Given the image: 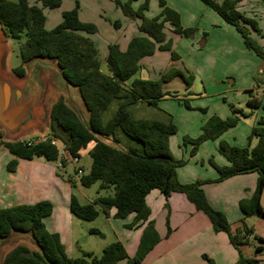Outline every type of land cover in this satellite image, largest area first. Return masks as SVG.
<instances>
[{
	"label": "trees",
	"instance_id": "trees-1",
	"mask_svg": "<svg viewBox=\"0 0 264 264\" xmlns=\"http://www.w3.org/2000/svg\"><path fill=\"white\" fill-rule=\"evenodd\" d=\"M201 1L236 28L249 50L264 58L263 47L252 37V32L261 35L262 31L256 20L239 12L240 0ZM62 2L63 0H0V28L8 39L19 44L21 63L13 71L23 77L27 61L37 57L55 60L64 79L79 89L89 112L88 120H83L81 114L61 97L53 105L50 114V133L62 142L72 157L80 159V151L94 143L88 152L92 160L90 169L84 171L80 168V184L91 188L98 183L100 191H113L112 195L99 196L88 204H81L72 194L70 210L73 216L82 221H94L99 216L100 207L104 213L115 209V218L118 219L135 214L132 227L146 222L148 225L143 230L139 250L133 258L128 256L120 241L107 245L100 258L90 253L73 258L67 254L60 235L49 232L44 223L53 213L54 206L51 202L41 201L0 209V237H8L12 233L31 234L37 246L34 251L22 245L16 247L7 254L3 264H118L123 260H127V264H141L161 240L153 222H150L151 210L146 202L153 190H159L167 198L172 193L185 194L196 209L208 217L215 233H227L236 247L242 244V233L237 231L233 234L226 216L214 210L208 202L201 188L202 181L192 184L179 182L176 170L185 162L175 160L170 151V137L177 132L174 122L135 119L129 112L130 105L140 102L156 107L164 97L163 83L178 76L179 73L174 70L158 81L134 79L130 85L127 84L140 69V61L144 57L152 56L158 48L160 51L168 48L161 45L165 41L166 23L174 26L180 34L187 33L181 27L180 14L168 8L164 0H159V5L163 8L161 14L148 19L143 12L147 5L134 10L132 0H114L126 17L141 18L139 31L146 36L134 37L125 52L117 44L109 45L106 59L108 73H105L95 42L80 34H94L97 28L94 24L80 21L78 0L72 10L63 13V20L59 25L51 31L45 28L47 18L44 9H58ZM116 100H121V104L115 115L104 122L105 112ZM248 105L257 108L260 103L252 99L248 101ZM237 122L238 118L234 117L227 120L211 118L199 139L190 140L196 145L193 153L201 142L219 138ZM120 132L139 142L141 149L125 150L120 147ZM253 138L257 139V144L252 148H236L221 142L219 151L230 165L216 167L219 172L217 181L257 173L255 192L251 198L241 200L239 207L245 217L264 218V207L261 205L264 190V118L252 129L249 140ZM0 148L7 149L20 159L44 158L48 162L60 161L63 168L66 166L60 149L50 142L28 146L27 141H4ZM17 164L16 160L11 161L8 170L15 171ZM70 182L73 189L76 188V181L71 178ZM247 232L249 231L246 230ZM91 233L99 232L92 230ZM258 241L264 244V239L258 238ZM254 263L243 258L239 261V264Z\"/></svg>",
	"mask_w": 264,
	"mask_h": 264
},
{
	"label": "crops",
	"instance_id": "crops-1",
	"mask_svg": "<svg viewBox=\"0 0 264 264\" xmlns=\"http://www.w3.org/2000/svg\"><path fill=\"white\" fill-rule=\"evenodd\" d=\"M75 1L76 0H63L61 7L55 10L62 9L63 16L64 12L70 11L74 8ZM78 1L80 3V21L83 23L94 24L97 28V32L94 34H87L85 32H80V34L85 37H89L95 42L99 58L105 65L109 53V45L117 44L120 50L125 52L130 41L134 37L146 36L144 33L139 31L140 22H138V20L137 22L130 21V19L126 17L122 10L116 5L114 0ZM122 1L125 2V0ZM152 1L154 7L157 6L156 1ZM169 4L172 8L178 10L177 7L171 5V3ZM240 7L241 3L238 4V9H240ZM47 10L49 9H44L45 15ZM46 18L45 27L48 30H53L54 27L60 24L63 20V17H61L60 20L57 21L56 25L49 27V18L47 15ZM219 23L220 28L227 31L229 34H232L231 38L237 39L236 32L232 30V27L234 26L226 23L225 21L224 23ZM164 29L166 28L164 27ZM253 33L254 32H252V36ZM240 37L243 41L241 35ZM4 40L9 41L1 30L0 72L5 77H11L17 81L21 80L22 77H19L13 71L19 65L13 67L10 57L7 65L4 66L2 61V56L4 54ZM261 46L264 45L261 44ZM244 47L248 51L243 50L244 55L248 57V62L255 64V67L257 66V68L259 67L258 73L261 75V81H255L256 83H253L254 91L250 94V97L252 99H256L260 103V106L257 108H251L248 105V97L241 91L244 90V88L242 87L243 89H238L240 92L236 90L235 94L232 95L233 101L238 106L248 107L246 108L245 113H248L251 117L245 118V121L250 124H242L241 126L237 125L232 127V129H228L221 136L227 143L229 142L232 145L246 148V134H249V131H252V129L258 125L259 120L264 118V60L257 56L256 53L249 50L245 44ZM157 53L158 51L149 57H154ZM145 58L147 57H144L140 61V68L142 67V61ZM43 61L46 64H50L53 68L43 66L42 79L45 84V89L42 100L37 108V115L39 119L36 124L22 130L19 136H22L23 138H26L27 134H32L34 136L41 134V131L35 127L39 125L45 114L48 118L47 120L49 125L52 107L61 97H64L71 107L77 108L80 112H82V114H84V120H88L89 118V112L86 110L79 89L70 85L64 79L63 74L55 60L45 58ZM25 72H27L26 69ZM137 73L139 74V72ZM137 73L130 81L127 82L128 85L132 83L138 75ZM254 73H252V75ZM142 80L152 79L150 77L149 79ZM49 82H51V84ZM164 100L166 99H160L156 108L160 107L161 102ZM143 104L145 103L140 102L136 105L141 106ZM216 115V117L221 120H225L230 117V113L227 110H217ZM133 118L138 119L136 117ZM157 121L162 120L157 119ZM239 127H243V133L239 140L236 136H234L231 140L230 135H235ZM28 130L35 131L27 132ZM44 130H46L47 133H50L48 127ZM193 131L194 133L192 134V137L201 135L200 129L196 128ZM23 134H25L24 136L26 137H24ZM213 145L214 147L217 146V142H214L212 145L208 141L202 143L197 154L193 157L196 164L189 165V163H187L186 166L178 167L177 178L182 184H192L198 180L204 182V184L201 185V188L204 190L208 202L214 210L222 212L226 216L231 227V232L240 231L242 233V239L244 242L236 247L232 244L227 233H215L208 217L203 212L198 211L195 205L188 200L185 194L172 193L171 196L167 198L159 190H153L147 196L146 202L151 210L150 222H153L154 227L162 240L145 256L141 264H239L241 258L246 261L251 260L255 262L254 264H264V244L258 241V238L264 239V218L257 216L245 218L239 207L241 200L251 198L255 192L258 174L248 173L236 175L223 181H217L219 172L215 173L213 170H209V168L205 167V164L203 167L206 170V174H203L198 168L199 159L208 158L212 153H215ZM93 146L94 143H91L87 149L81 150L80 159L82 158V152L88 153ZM201 147L207 151L204 155L202 154L203 148ZM15 158L18 159L16 171H8V162L14 160ZM175 158L178 160V157ZM214 159L218 161V164L221 166L230 165L228 160L220 155H215ZM67 165L68 164H66L64 168L61 167L65 173L63 174L65 175L63 176V178L66 179L65 180L60 178L59 175L61 173L58 174V171L61 172V170H58L60 162L47 164L38 160L27 161L17 158L10 152L8 153L3 151L0 155V209H6L22 204L31 205L41 201H49L53 204L54 209L51 216L44 220L47 230L51 233H58L60 235L62 243L65 245L66 252L70 257H72L75 249H81L83 255L85 253H90L94 256L93 251H83L88 249H83L81 247L80 236L77 235L75 230L74 219L77 218L73 216L70 210L72 196V184L70 179L72 178L74 181L77 180L66 174ZM80 168L83 167H79V169ZM83 170L85 171L84 168ZM152 199L155 201L154 204L151 203ZM261 205L264 207V190L261 197ZM101 211L103 212V217H105L104 222L112 229L116 236L115 241L122 242L128 256L130 258L134 257V252L137 250L136 248L139 245L143 230L148 225L147 222L134 227L133 230L139 229L137 232L129 231L124 227L131 226L129 224H133L135 214L129 215L124 219H120L125 220L121 223L117 218H114L116 212L115 209H111L107 213H104V211L99 207V215ZM167 218L169 219L172 231L166 238L165 236L168 231L166 226ZM124 223L127 224L124 225ZM92 230L99 233H91ZM246 230L249 232L246 233ZM89 232L91 234H103L100 233L98 227H92ZM10 236L9 242L1 248L0 264H3L5 257L9 252L20 245L26 246L30 249V244L35 247L30 250H37V246L31 234L12 233ZM101 236L103 237V235ZM104 240H106L105 236ZM107 245L109 244L107 243L105 246L101 245L103 247L99 246L103 250ZM81 250L78 251L81 252ZM118 264H127V260L120 261Z\"/></svg>",
	"mask_w": 264,
	"mask_h": 264
},
{
	"label": "rangeland",
	"instance_id": "rangeland-1",
	"mask_svg": "<svg viewBox=\"0 0 264 264\" xmlns=\"http://www.w3.org/2000/svg\"><path fill=\"white\" fill-rule=\"evenodd\" d=\"M128 1L129 0H125V2ZM155 1L157 6L154 7L152 0H132V7L134 10H138L142 6L147 5L146 9L143 11L144 15L148 19H154L155 17L159 16L163 10V8L159 6V0ZM164 1L166 2V6L168 8L180 14L181 27L183 30L187 31V33L180 34L175 30L174 26H172L170 23H166V29H164L165 41L161 45L168 48L163 51H160L158 48V50H156L158 51L156 56H148L145 58L142 61V67L138 71L139 74L137 73L138 75L135 77V79H149L151 77L152 80L158 81L163 75H166L171 71L175 70L179 74L171 81L163 83V98L166 100L161 102L160 107L156 108L152 105H148V103H145L141 106L133 104L129 106V112L133 117L138 119H161L165 123L173 121L177 127V132L170 139V151L175 160V157H178L177 161L185 162L183 166H186L187 163H189V165L196 164L193 157L197 154L202 143L208 141L212 145L214 142H217V146L214 147L213 145L215 153H212L211 156L205 159L199 157L200 159L198 168L203 174H206V170L203 167L205 164L206 168L218 173L216 167L224 166L219 165L218 161H216L214 157L215 155L224 157L220 153L219 148L221 142H226V140L222 139V136L217 139H207L197 146L195 153H193V151L196 145L190 140L199 139V137L204 133V128L207 127L209 120L217 116V110H227L230 113L229 118H238V122L235 126L250 124L245 121V118L251 117L248 113H245L246 108L248 107L238 106L235 104L232 95L235 94L236 90L243 87L244 90L241 91L246 94L249 99L248 101L252 100L250 94L254 91L253 83L255 81H261V75L258 73L259 67L257 68V66L255 67V64L248 62V57L243 53V50L246 49L236 28L232 27V30L236 32L237 39L231 38L232 34L224 31L219 26V22L224 23L225 20L216 12H214L209 6L205 5L201 0ZM217 1L221 2L222 0ZM169 3L177 7L178 10L172 8ZM240 3L241 7L238 9L239 12L249 19L256 20L260 30L262 31V34H264V0H241ZM62 11V9L46 11V15L49 18V27L56 25L57 21H59L62 17ZM137 20L141 24V18L130 19V21L133 22H137ZM262 34L255 35L254 32L252 36L254 39H257L258 42H260V45H264V37ZM3 42L4 54L2 56V61L4 66L7 65L9 57L11 58V64L13 67L20 65L21 59L19 56V44L11 41L10 39L9 41L4 40ZM159 45L160 44L157 46L159 47ZM262 47L264 49V46ZM262 59L264 60V58ZM102 70L105 73H108L107 66L104 63H102ZM252 73L254 74L252 75ZM49 83L51 84V82ZM238 91L240 92V90ZM120 104L121 100H116L114 103H112V105L104 114V122L109 121L115 115ZM74 109H76L81 114L84 120V114H82V112H80L77 108ZM47 119L48 118L45 114L39 125L35 128L41 131L40 135L52 136L51 133H47L46 130H44L46 127L49 128L50 126V123L48 125ZM227 119L228 118L225 120ZM196 128L200 129L201 135L192 137V134L194 133L193 130ZM31 131L35 130H28L27 132ZM236 132L237 133L235 135H230L231 140L234 136H236L239 140L243 133V127H239ZM24 135L25 134H23V136ZM40 135L34 136L32 134H27V137L24 136L26 138H23L22 136L12 138L9 137L4 129L0 128V147L1 143L4 141H34L39 139L38 136ZM250 135L251 130L249 131V134H246L247 142L245 145H247V147L251 146L252 148L256 145L257 139L253 138L252 140H249ZM118 138L120 141V147L125 150L130 149V147L141 149L142 145L139 142L131 139L121 132L118 133ZM227 144H229L231 147L243 148L232 145L229 142ZM3 151L9 153L7 149L0 148V155ZM204 153H207V151L203 148L202 154L204 155ZM14 160L17 161L18 159L15 158ZM37 160L47 164L54 163L48 162L44 158L36 157L27 161ZM11 161H9L8 164ZM91 163L92 160L88 153L82 152V158L80 159V162L76 164L68 163L66 168V174L74 177L77 180V187L74 189L72 187V194L77 197L81 204L92 203L99 196H108L113 194V191H100L98 183L93 185L91 188H85L80 184V175L77 173V170L79 167H83L85 171H88L90 169ZM58 170H61V172L58 171V174L61 173L59 176L60 178H63V176H65L63 175L65 174L64 171L61 169V167H59ZM203 184L204 182H201V185ZM151 203H155L154 199L151 200ZM104 219L105 217H103L102 211L100 212L99 218L94 221L87 222L78 218L74 219L76 233L78 236H80V245L83 249H88L83 251H93L94 256L97 258L102 256L103 250L100 248L101 245L105 246L107 243L111 244L116 240L115 234L113 233L112 229L104 222ZM118 221L122 223L125 220L118 219ZM125 224L127 223H124V225ZM166 226L168 231L165 237L167 238L169 233L172 231L168 218ZM92 227H98L100 233L103 234H91L89 230H91ZM124 228L134 232L139 230H133L134 227L132 226H125ZM232 233L235 234L236 232L232 231ZM101 235H103V237ZM104 236L106 237V240H104ZM160 239L162 240L161 237ZM139 245L136 248V252H134V257L139 250ZM29 247L30 249L35 248L30 244ZM78 250L80 251L81 249ZM78 250L75 249L73 251V258L83 256L82 250L81 252Z\"/></svg>",
	"mask_w": 264,
	"mask_h": 264
},
{
	"label": "water",
	"instance_id": "water-1",
	"mask_svg": "<svg viewBox=\"0 0 264 264\" xmlns=\"http://www.w3.org/2000/svg\"><path fill=\"white\" fill-rule=\"evenodd\" d=\"M41 57L33 58L25 63V75L21 80L5 77L0 72V128L9 137H17L25 128L37 123V108L42 100L45 84L42 79L43 66ZM0 237V251L10 240Z\"/></svg>",
	"mask_w": 264,
	"mask_h": 264
},
{
	"label": "built area",
	"instance_id": "built-area-1",
	"mask_svg": "<svg viewBox=\"0 0 264 264\" xmlns=\"http://www.w3.org/2000/svg\"><path fill=\"white\" fill-rule=\"evenodd\" d=\"M41 142H50L52 145L58 147L60 149V153H61V156H63L66 164L68 163H71V164H76V163H79L80 162V159L77 158V157H72L65 149H64V146L62 144V142L54 137V136H40L39 139L37 140H34V141H31V140H27V144L28 146H32L34 144H37V143H41ZM62 148V150H61ZM60 162V161H58ZM60 167L63 168V164L60 162ZM78 174H82V170L81 169H78Z\"/></svg>",
	"mask_w": 264,
	"mask_h": 264
}]
</instances>
